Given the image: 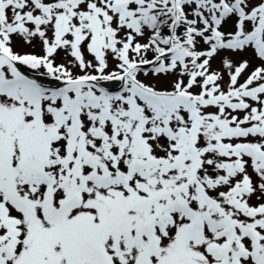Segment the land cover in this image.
<instances>
[{"label": "snow or ice", "instance_id": "obj_1", "mask_svg": "<svg viewBox=\"0 0 264 264\" xmlns=\"http://www.w3.org/2000/svg\"><path fill=\"white\" fill-rule=\"evenodd\" d=\"M0 264H264V0H0Z\"/></svg>", "mask_w": 264, "mask_h": 264}]
</instances>
